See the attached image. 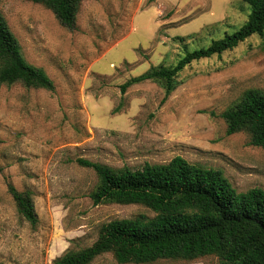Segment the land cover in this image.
<instances>
[{
  "label": "rangeland",
  "instance_id": "374dc122",
  "mask_svg": "<svg viewBox=\"0 0 264 264\" xmlns=\"http://www.w3.org/2000/svg\"><path fill=\"white\" fill-rule=\"evenodd\" d=\"M0 12L27 62L55 85L0 83V264H54L94 245L105 223L156 214L142 204H95L98 176L80 158L139 168L180 155L221 169L239 192L264 189V147L245 131L229 134L221 116L244 91L264 90V36L193 61L167 97L152 80L122 90L237 31L250 13L246 0H83L73 29L31 0H0ZM10 185L32 191L36 226L18 212ZM218 263L208 255L145 264ZM90 264L120 263L105 253Z\"/></svg>",
  "mask_w": 264,
  "mask_h": 264
},
{
  "label": "trees",
  "instance_id": "16d2710c",
  "mask_svg": "<svg viewBox=\"0 0 264 264\" xmlns=\"http://www.w3.org/2000/svg\"><path fill=\"white\" fill-rule=\"evenodd\" d=\"M50 9L59 22L73 29L83 0H31ZM250 13L232 34L214 39L206 47L187 51L174 65L151 67L128 79L134 83L157 81L166 97L177 87V77L195 60L233 49L253 34L264 36V0H246ZM183 39V38H181ZM21 82L26 87L54 90V82L41 68L27 62L20 42L0 12V83ZM229 134L245 131L250 144L264 147V90L251 88L221 113ZM92 168L98 183L90 196L95 204H142L156 214L114 219L101 227L92 246L69 250L54 264H90L112 253L120 264L158 260L193 261L216 255L218 264H264V189L239 192L221 169L207 168L178 155L166 163H145L139 168H115L80 158ZM18 212L32 226L38 223L33 193L10 185Z\"/></svg>",
  "mask_w": 264,
  "mask_h": 264
}]
</instances>
